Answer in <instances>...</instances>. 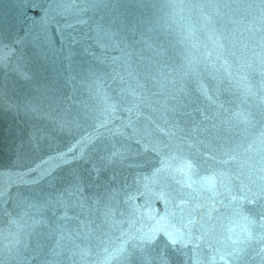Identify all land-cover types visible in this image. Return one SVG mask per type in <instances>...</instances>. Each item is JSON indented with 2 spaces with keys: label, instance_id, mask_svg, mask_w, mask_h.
I'll return each mask as SVG.
<instances>
[{
  "label": "water",
  "instance_id": "95a60500",
  "mask_svg": "<svg viewBox=\"0 0 264 264\" xmlns=\"http://www.w3.org/2000/svg\"><path fill=\"white\" fill-rule=\"evenodd\" d=\"M0 264H264V0H0Z\"/></svg>",
  "mask_w": 264,
  "mask_h": 264
}]
</instances>
